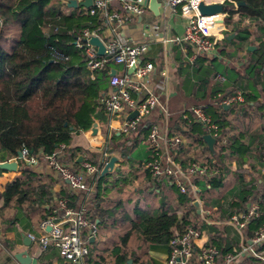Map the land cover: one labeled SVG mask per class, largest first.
<instances>
[{
  "label": "trees",
  "instance_id": "trees-1",
  "mask_svg": "<svg viewBox=\"0 0 264 264\" xmlns=\"http://www.w3.org/2000/svg\"><path fill=\"white\" fill-rule=\"evenodd\" d=\"M66 1L0 0V161L15 159L19 171L0 192V234L21 215L40 222L54 214L58 199L84 209L87 218L96 223L98 234L100 224L103 227L106 224L105 216L112 214V210L99 204L107 199L112 186L122 185L126 173L139 180L136 188L158 194L159 205L156 208L151 203L136 205L134 219L123 214L129 228L111 246L101 247L104 245L89 242L86 264H162L149 256L148 250L159 249L168 254L170 240L187 227L199 231L208 228L209 239L204 246L215 247L218 250L215 262L223 264L224 256L239 248V243L235 228L228 224L217 225L218 221H228L233 214L257 205L256 216L241 228L245 243L264 226V181H258V171L264 167V129L249 132L238 129L236 123L240 118L239 123L254 117L264 120V0H232L242 2L237 7L240 15L235 20V28L245 31L253 26V20L255 30L238 33L230 40L222 38L217 44L219 57L211 62L198 55L191 66L181 62L177 67L180 81L176 94L167 100L159 96L161 104L167 108V116L158 106L138 121L136 130L128 134L107 132L99 153L72 146L71 140L73 135L89 129L97 111L105 113L100 96L107 93L109 72L115 68L117 73H122L124 67L108 60L92 78L86 66L87 41L83 31L95 30L106 39L107 26L111 30L116 26L108 25L101 11L87 15L85 6L68 7ZM127 1L109 0L107 11L123 13V4ZM182 45L186 43L177 47ZM185 47L191 54L190 46ZM178 53L176 58L183 61L185 56ZM142 61L148 60L143 58ZM210 72H213L212 77ZM217 74L223 79H216ZM237 92L241 93L242 100L223 103ZM193 106L202 108L218 125L212 149L203 139L202 126L188 114L184 115L185 108ZM150 123H160L162 127L166 124L169 135H179L183 140L168 146V152L183 170L193 163L204 167L203 173H187L197 190L183 181L186 190L181 192L176 178L164 173L167 164L164 161L161 172L152 174L147 162L155 156L154 147L145 142ZM24 148L28 150L27 158L58 152L63 164L71 166L75 172H83L87 187L74 190L54 171L55 175L51 170L39 172L27 163L26 157H18V151ZM114 153L123 160L101 174ZM79 155L82 161L77 160ZM235 158L239 168L236 187L232 177ZM249 158L254 159V163ZM84 161L95 165L97 171L87 174L82 169ZM2 171L0 169V173ZM112 176L119 180H112ZM55 184L57 190H53ZM196 197L202 201L200 211L194 206ZM120 206L117 202L116 208ZM14 210L17 213L10 218ZM57 213L59 216L60 211ZM132 235L140 242L138 246L129 245ZM0 242L10 247L7 240L0 238ZM254 245L255 251L264 249V241ZM135 247L141 250L136 251ZM198 251L194 246L185 264H203L197 258ZM258 262L264 264L259 257L249 256L237 264Z\"/></svg>",
  "mask_w": 264,
  "mask_h": 264
},
{
  "label": "built area",
  "instance_id": "built-area-1",
  "mask_svg": "<svg viewBox=\"0 0 264 264\" xmlns=\"http://www.w3.org/2000/svg\"><path fill=\"white\" fill-rule=\"evenodd\" d=\"M80 0H77L79 2ZM109 0H92L89 7H85L87 15L94 14L96 10L103 13L108 25L114 24L116 27L111 34L105 39L98 35L95 30L89 31L85 29L83 35L87 40L91 35H98L105 45L102 55L96 53V48L89 45L88 42L84 47L86 57V66L94 78L95 72L104 68L108 60H112L115 64L124 67V72L110 74L108 79L107 93L100 96V102L104 106L105 113L110 117H120L121 123L118 130L128 134L137 128L138 121L142 117L149 116L151 112L160 106L164 114L167 116V108L161 104L159 99L160 93L167 90V86L161 82L148 85V80L155 70V66L151 61H142V56L148 52L150 40L142 39L135 41L127 36L123 31V26L133 17L141 16L145 11V0H128L123 4V13L108 12L107 5ZM204 4H220L221 10L210 13L201 14L198 6ZM166 5L173 12H179L185 18V26L183 33L172 38L173 41L186 43L190 46L191 54L188 62L191 63L195 57L204 56L210 62L219 55L217 44L226 37V34H232L236 31L233 25H230L232 19L240 15L237 11V5L232 0H166ZM246 19L251 20L245 16ZM244 17V18H245ZM145 38L154 36L158 38L159 24L155 21L147 23L143 31ZM80 45V43H77ZM185 45V46H186ZM166 77V72H162ZM216 79L222 80L220 74L215 76ZM160 92V93H159ZM242 100V95L237 92L227 100L224 104H229L233 100ZM136 110L134 118L127 119V116ZM189 115L192 120L198 122L206 134L212 137L218 134V125L212 121L211 117L200 107L185 108L184 115ZM146 141L154 147V158L147 162L153 175L161 172V163L164 161L166 166L163 171L167 176L176 178L175 182L181 192L186 190L183 183L188 180L190 172H204V167L193 163L187 169L183 170L180 163L169 152L168 146H174L182 143L183 140L179 135H169L166 124L164 127L160 123H150ZM162 146L160 150L159 147ZM22 157H26L28 150H21ZM27 163L33 165L37 170H52L56 175L66 182L71 189H85L87 184L83 172H75L71 166L63 164L59 160V153H40L37 157L25 158ZM82 169L87 174L97 171L95 165L88 161L82 162ZM183 180H179L178 178ZM57 207L52 215L41 220L38 223L40 234L36 241L39 246L40 253L46 247L52 245L58 249V254L62 259L61 264H86L85 258L88 254V244L83 237V233L87 230L92 236L97 232L96 223L87 218L84 209H77L68 205L65 199H58ZM60 211L59 216L57 212ZM257 214V205L248 207L245 211L233 214L227 223L238 229L244 227L246 222ZM49 226L50 230H46ZM201 232L193 227H187L181 234L176 235L170 240V250L166 256L165 264H185L186 260L191 257L196 240ZM264 241V226L258 228L251 238L253 244ZM5 249L0 245V253ZM249 252L255 256L259 253L252 248L243 247L240 253ZM218 250L215 247H199L197 258L203 264H215ZM237 254L235 250L224 256L223 264L235 263Z\"/></svg>",
  "mask_w": 264,
  "mask_h": 264
},
{
  "label": "crops",
  "instance_id": "crops-1",
  "mask_svg": "<svg viewBox=\"0 0 264 264\" xmlns=\"http://www.w3.org/2000/svg\"><path fill=\"white\" fill-rule=\"evenodd\" d=\"M111 1L117 3L118 0H111ZM156 1L158 2L157 13H155L150 8L148 1H146L145 2L146 7L144 13L141 16L133 17L131 18V20L126 22L123 26V31L127 36L131 37L135 41H140L142 39L150 40L149 50L147 53H145L142 56V59L144 58L145 60L151 61L155 66V70L153 71L152 75L150 76V79L148 80V85L151 87L153 86V84L158 82L165 84L167 86V90L163 93L159 92L160 93L159 96H163L165 100H167L168 97L176 94V90L179 86L180 78H179V72L177 70L178 65L182 62V64L186 63L188 66H191V63L188 62L190 53L187 52L188 51L186 49L187 47L183 45L177 47V44H181V43L172 40L174 36H178L183 33L185 26V18L179 12H173L171 8H169L166 5V0H156ZM236 19L237 16L235 17V19H232L230 25H233L235 27ZM153 21L159 24V31H160V34H158L159 37L154 38V36H150V38L149 37L145 38V35L143 34V31L145 30V25ZM251 22L253 23L252 27H247L245 31H240L236 28V31L233 32L232 34L236 35L238 33H243V32L252 33L255 30L256 26L253 20H251ZM112 30L107 26V28L105 29V35L108 37V35L111 34ZM227 35L228 34H226V36ZM178 52L182 53L185 56V58L182 59L183 61L176 58L179 55ZM116 72H118V69H116ZM162 72H166V77L162 75ZM190 74H191V70H190ZM209 76L212 77L213 72H210ZM91 119L92 122L97 123L96 132L92 133L89 127V129H87L86 131H82L79 134L73 135L71 140V145L82 146L83 148H86L92 152L99 153L102 150L103 145L105 143V136H106L105 134L107 132H115V134L120 133L118 128L120 127L121 119L120 117H110L108 114L101 111H97L92 116ZM239 120H241V118ZM239 120H237L236 122L237 125L239 126L238 129L249 130V132L252 131L257 132L259 131L260 128L264 129V120H261L260 117L258 118L254 117L253 119L246 118L242 123L241 122L239 123ZM141 144H143V142H141ZM112 156H115L117 158L116 161L114 162V166H113L114 169V167L118 165V162L123 159H121L117 153H114ZM8 160H12V159H8ZM249 161H252L254 163V159L252 158H249ZM246 165L247 163H245L244 166ZM126 170L129 171L130 168L127 167ZM232 170H234L232 173V177L235 179V187H236L237 181L239 179V168L237 166L236 158ZM38 171L50 172V170H45V169H43L42 171L40 170ZM258 172H259L258 181H264V167L259 169ZM18 173H19L18 164L16 170L3 169V171L0 173V192L3 191L6 183L9 182L11 179H13L14 176L17 175ZM50 173L54 174L52 170ZM129 176L130 175L125 173L123 175V178L125 180L123 181L122 185L120 186V184H118L116 185L115 188L114 186H112L113 189H111L108 192L106 196L107 199L104 198L100 202L99 206L105 209L107 208L108 210L109 209L112 210L111 212L112 214L109 216H105L104 221L106 224L104 227L102 224H100V228H99L100 233L92 236L87 230H85V232L83 233V237L86 240L87 244H89V242H95L97 246H101V245H104L101 247L111 246V244L119 238V235L121 233H124L126 229L129 228L128 221L126 219H123L124 217H122L123 214L126 213L127 215H129L131 218L134 219L136 216L133 214V209L136 205H140V204L145 205L151 203L155 208L159 205L160 196L158 194L154 195V192L147 193L144 190H141L139 187L136 188V186H138L137 184L139 180L133 179L132 177L130 178ZM244 176L248 177L249 175L247 173H244ZM110 178L112 180L113 179L119 180L118 178H114L113 176ZM188 180L189 182L185 180V183L189 184L194 191L197 190V186L194 183H191L189 179V175H188ZM119 187L121 188L120 190H118ZM57 189H58V185L55 184L53 186V190H57ZM144 196H148V197H144ZM117 202L121 204V206L118 208H116ZM194 202H197L198 206L196 207L195 204L194 206L198 211H200L202 207V201L196 197ZM1 204H2V200L0 199V206ZM156 210L160 212L159 209ZM16 213L17 211L14 210L13 213L10 215V218H12ZM38 222L39 221H36L34 219L29 220L25 216L21 215L19 219H17L13 224L8 226L6 230L0 234V238L7 240L10 245V247H5L0 242V245L5 249V251L0 253V264H21L15 258L14 255L17 252H22V251H26L30 255L31 257L30 264H61L62 259L60 258L58 254V249L55 246L50 245L40 253L38 252L39 246L36 241V238H38L40 234V231L38 229ZM96 222H98V220H96ZM220 224L231 225L227 223L225 220L218 221L217 225ZM234 228H235V233H237L238 235V243H239L238 244L239 248L235 247V253L237 254V259L235 260V264H237L239 260H241L242 258L249 256L259 257L264 262V249L262 251H258V250L256 251L259 253L258 256H255L247 251L246 253H240L243 247L252 248L255 251L254 249L255 245L251 242V238L247 239V242L245 243L241 229H238L237 227ZM200 232L201 234L195 242V247L197 248L204 246L209 239L208 228H203ZM23 235L28 236L30 239V244L28 246L23 243ZM128 243L129 245L134 243V246H138L137 244H140L137 237L136 236L134 237V235L130 237ZM139 250L141 249L136 248V251ZM148 255L151 256L157 262L163 264L167 256V251H163L159 249H151L148 250ZM215 264L218 263L215 262ZM257 264H261V263L258 262Z\"/></svg>",
  "mask_w": 264,
  "mask_h": 264
},
{
  "label": "water",
  "instance_id": "water-1",
  "mask_svg": "<svg viewBox=\"0 0 264 264\" xmlns=\"http://www.w3.org/2000/svg\"><path fill=\"white\" fill-rule=\"evenodd\" d=\"M148 1L150 8L157 13V7H158V2L156 0H145V2ZM92 0H82L80 2H77V0H67L66 1V6L68 7H77L78 5H83L85 7H89L91 5ZM242 2H236V5L239 6ZM222 6L220 4H204V3H200L198 6L199 12L201 14H210V13H214L217 12L219 10H221ZM233 37H235V34H229L226 36V39L230 40ZM89 45L93 46L96 48V53L98 55H102L104 53L105 50V45L103 43V41L101 40V38L98 35H91L87 40ZM249 49H253V46H248ZM116 72L115 68H112L110 71V74H114ZM136 110H134L133 112H131L128 116L127 119L129 118H134L136 115ZM90 130L92 131V133H95L97 130V123L96 122H92L90 125ZM203 139L204 141L207 143L208 147L210 149H212L213 144L215 142L214 137H212L210 134H204L203 135ZM18 157H22V153L21 151H18ZM116 157L115 156H111L109 158V160L106 162V164L103 166L102 170H101V174H104L106 171L108 170H112L113 166H114V162L116 161ZM78 161L82 160V156L79 155L77 158ZM17 168V161L15 159L12 160H4V161H0V169H6V170H16ZM194 204L196 205V207L198 206L197 202H194ZM46 230H50V227L47 226ZM23 243L25 245H29L30 244V239L28 236L23 235ZM15 258L21 263V264H30L31 262V257L30 255L26 252V251H22V252H17L15 253Z\"/></svg>",
  "mask_w": 264,
  "mask_h": 264
},
{
  "label": "rangeland",
  "instance_id": "rangeland-1",
  "mask_svg": "<svg viewBox=\"0 0 264 264\" xmlns=\"http://www.w3.org/2000/svg\"><path fill=\"white\" fill-rule=\"evenodd\" d=\"M230 64H232V62H231ZM230 64H229V65H230ZM232 65L234 66V63H233ZM171 108H172L171 110H173V104H172Z\"/></svg>",
  "mask_w": 264,
  "mask_h": 264
}]
</instances>
